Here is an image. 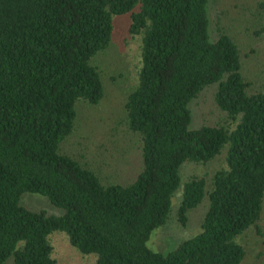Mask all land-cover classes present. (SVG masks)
Returning <instances> with one entry per match:
<instances>
[{"label": "trees", "instance_id": "obj_1", "mask_svg": "<svg viewBox=\"0 0 264 264\" xmlns=\"http://www.w3.org/2000/svg\"><path fill=\"white\" fill-rule=\"evenodd\" d=\"M209 1L0 0V264H57L54 232L84 257L95 255L88 264L243 263L239 239L252 229L263 234L264 89L243 72L249 53L226 30L211 31ZM123 15L141 40L124 103L139 160L129 180L105 182L66 143L77 104L104 97L93 59ZM254 31L264 38V22ZM211 86L218 118L194 126L189 105ZM105 137L97 143L108 144L104 159L115 146ZM216 159L223 165L208 181L182 180L185 163ZM27 192L61 212L21 205ZM199 205L193 236L167 252L147 246L172 212L184 227Z\"/></svg>", "mask_w": 264, "mask_h": 264}, {"label": "rangeland", "instance_id": "obj_2", "mask_svg": "<svg viewBox=\"0 0 264 264\" xmlns=\"http://www.w3.org/2000/svg\"><path fill=\"white\" fill-rule=\"evenodd\" d=\"M208 10L212 23L211 31L215 33L218 28L226 30L239 44L242 53H249V56L243 57V72L247 78H253L254 85H263L264 89V80L261 81L259 76H256L257 71L264 77V38L254 35V29L264 22V0H210ZM129 23L128 15L114 18L110 44L93 59L102 76L104 97L95 105L84 102L77 104L75 129L70 141L66 143L67 149L89 156L91 165L103 170L101 174L105 182L127 180V177L129 180L139 160L140 142L137 136L130 134L125 124L124 112L128 91L135 84L140 65V36L129 32ZM254 62L258 65H254ZM213 90L212 86L206 88L190 103L194 126L207 119L214 122L218 118V110L212 98ZM103 135L115 143L113 156L107 155L105 159L108 144L97 145L100 140L98 138ZM221 165V159L206 165L185 163L180 174L182 180L198 176L208 181ZM180 198L181 192L178 190L172 197L174 207ZM19 202L33 209L40 208L54 214L61 212L45 196L37 193H23ZM202 207L199 205L189 213L187 225L184 227L179 226L175 213L172 212L166 223L151 232L147 246L154 251L167 252L174 249L180 241L193 236L200 224ZM262 209L258 227L263 236L250 229L251 231L239 239L247 252L242 264H264V202ZM50 241L57 264H88L92 259L93 254L84 257L73 248L64 233H52Z\"/></svg>", "mask_w": 264, "mask_h": 264}]
</instances>
